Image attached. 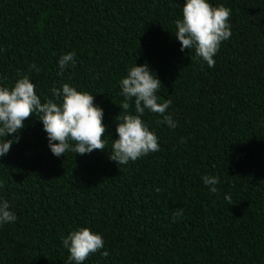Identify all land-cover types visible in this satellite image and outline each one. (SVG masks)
Instances as JSON below:
<instances>
[{
    "label": "trees",
    "instance_id": "16d2710c",
    "mask_svg": "<svg viewBox=\"0 0 264 264\" xmlns=\"http://www.w3.org/2000/svg\"><path fill=\"white\" fill-rule=\"evenodd\" d=\"M210 3L232 25L211 68L173 36L184 0H0V85L27 75L42 101L63 83L89 92L110 136L104 152L57 158L25 120L0 159V196L18 217L0 228V264H67L62 237L79 227L109 253L84 264H264V0ZM69 52L75 66L60 74ZM145 62L177 127L146 111L160 151L119 167V81ZM204 175L219 178L216 193Z\"/></svg>",
    "mask_w": 264,
    "mask_h": 264
},
{
    "label": "clouds",
    "instance_id": "9594fccd",
    "mask_svg": "<svg viewBox=\"0 0 264 264\" xmlns=\"http://www.w3.org/2000/svg\"><path fill=\"white\" fill-rule=\"evenodd\" d=\"M180 8L181 16L175 20L173 35L181 45L180 51L192 50L197 59L206 62L210 68L214 67V57L222 42L232 35L231 9L213 5L210 0H184ZM75 63V52L61 55L57 62L60 74L74 67ZM119 88L123 101L118 105L120 115L115 118L118 138L112 140L111 154H108L109 159L120 167L160 151L158 136L143 119L146 111L159 114L162 117L160 122L170 129L177 127V121L168 112L172 101L158 102L160 97L157 93L163 87L147 62L129 66L119 81ZM50 91L51 98L42 101L27 75L20 76L11 87L0 85V159L19 142L25 120L33 117L42 124L47 146L57 158L65 157L69 152L84 156L94 150L105 151V138L110 136L105 135L104 110L94 103L95 95L80 92L69 83L53 87ZM201 180L211 193L218 191V177L204 175ZM182 215L183 210L177 209L174 221ZM17 219L10 201L0 196V228L13 224ZM104 243L103 237L91 228L79 227L71 231L62 237V247L68 253L67 264H84L97 252L107 258L108 251H101Z\"/></svg>",
    "mask_w": 264,
    "mask_h": 264
}]
</instances>
